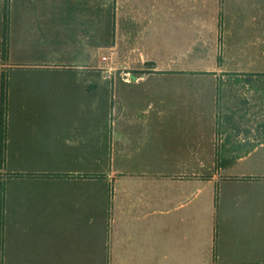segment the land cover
I'll use <instances>...</instances> for the list:
<instances>
[{"label":"crops","instance_id":"obj_1","mask_svg":"<svg viewBox=\"0 0 264 264\" xmlns=\"http://www.w3.org/2000/svg\"><path fill=\"white\" fill-rule=\"evenodd\" d=\"M115 6L124 73L0 77V264H264V0Z\"/></svg>","mask_w":264,"mask_h":264},{"label":"rangeland","instance_id":"obj_2","mask_svg":"<svg viewBox=\"0 0 264 264\" xmlns=\"http://www.w3.org/2000/svg\"><path fill=\"white\" fill-rule=\"evenodd\" d=\"M115 7V0H0V77L73 74L106 77L124 73V68L115 64L114 53L109 51V45L114 40ZM121 54L123 52H118L117 56ZM107 80L102 78L101 83L102 92L107 93L106 98ZM10 85L7 79L1 80L3 91L6 92ZM150 85L147 82L140 87ZM244 87L246 93L257 92L260 96L252 100L254 94L249 93L251 95L245 96L244 104L240 103L244 110L247 109L245 122H263L264 80L245 82ZM249 106L251 109H248ZM222 118L221 132L226 135L225 125L230 121ZM146 123L155 125L156 121ZM244 133L247 136L253 132ZM164 136L165 141L175 140L172 132H166ZM150 137L156 138L157 133L150 132ZM162 137L160 134L159 138ZM102 165L108 169V164ZM216 165L219 168L221 164ZM262 170V166L246 163L239 171Z\"/></svg>","mask_w":264,"mask_h":264},{"label":"trees","instance_id":"obj_3","mask_svg":"<svg viewBox=\"0 0 264 264\" xmlns=\"http://www.w3.org/2000/svg\"><path fill=\"white\" fill-rule=\"evenodd\" d=\"M256 75H264V73H257ZM2 114L4 113V109H5V101H6V93L5 91L2 92ZM0 203H1V194H0ZM0 208H1V205H0Z\"/></svg>","mask_w":264,"mask_h":264}]
</instances>
